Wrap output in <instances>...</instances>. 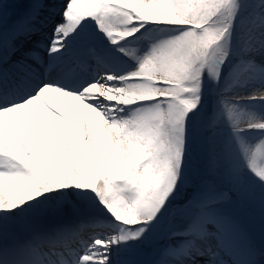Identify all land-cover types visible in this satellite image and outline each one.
Instances as JSON below:
<instances>
[{
    "label": "snow or ice",
    "instance_id": "1",
    "mask_svg": "<svg viewBox=\"0 0 264 264\" xmlns=\"http://www.w3.org/2000/svg\"><path fill=\"white\" fill-rule=\"evenodd\" d=\"M28 4L11 13L0 4V211L13 212L72 188L89 194L110 217L97 220L107 231L78 250L68 242L71 229L63 230L42 255L58 257L56 264H111L113 246L147 232L177 190L189 115L200 106L205 72L220 80L237 3L65 0L64 23H55L49 37L35 41L44 24L45 0ZM92 22L113 45L149 25L172 26L178 34L153 43L129 73L69 83L47 78L56 67L52 58L67 50L73 33ZM37 49L50 57L43 73L34 66L45 63ZM88 54L96 58L92 49ZM49 93L68 98L72 112ZM249 99L264 100V92ZM239 101L221 97L218 104L224 106L221 114L227 113L247 168L264 182V135L254 144L242 139L246 131L264 133V117L238 114ZM218 167L214 162L202 189L173 209L170 224L178 212L187 222L182 230H171L168 239H184L164 248L158 264H183L184 258L200 264L197 257L214 264L218 253L213 241L218 242L228 222L217 206L229 198L216 183Z\"/></svg>",
    "mask_w": 264,
    "mask_h": 264
},
{
    "label": "bare ground",
    "instance_id": "2",
    "mask_svg": "<svg viewBox=\"0 0 264 264\" xmlns=\"http://www.w3.org/2000/svg\"><path fill=\"white\" fill-rule=\"evenodd\" d=\"M4 0H0V4L3 5ZM56 0H45L44 7L42 9V16L44 24L41 26V30L48 26L51 22L55 21L57 17L54 16L53 10L58 6V3H54ZM4 6V5H3ZM28 0L26 7H28ZM7 7V6H6ZM6 13L7 10L3 7ZM256 13L246 23L240 35V46L237 50V61L233 66L229 75L225 79V87L228 83H232L231 88L224 89L225 97L228 94L238 93L241 89H245L244 95L246 96L248 112L247 116L262 117L261 114L256 112V107H264V100L261 99H249V97L264 92V0H257L255 6ZM62 18V17H60ZM93 36L80 37L76 35L68 40L67 50L62 54H58L56 59V67L52 69V72L47 78H59L62 83H69L71 81H77L82 78H92L98 75V71L103 70L111 71L114 74L123 75L131 72L137 68L134 64L132 55L127 54L131 52L127 49L125 56L121 57L119 54H111L116 49V45L107 44L108 39L103 33L97 31L96 27L89 28L86 33H92ZM51 35V30L46 34ZM45 36H39L37 40L46 39ZM137 38V35L122 40L121 45H126L127 42L133 41ZM89 39V40H88ZM36 40V39H35ZM88 40V41H87ZM103 41V42H102ZM32 45V44H31ZM30 45V46H31ZM151 43H148L146 48L151 47ZM251 45V50L246 51V48ZM140 47V45H138ZM88 49H92L95 53H101V55H108L105 60L97 62L96 68L93 67L92 56L88 54ZM32 50V46L29 47ZM41 51L45 59L43 66L34 65L41 73V67H47L49 62V55L46 50L37 49ZM19 58V57H17ZM257 58V59H256ZM98 59V58H97ZM91 62V67H88V72L85 73V68L81 67L77 69L81 63L85 64L87 61ZM31 62V61H30ZM254 65H251L253 64ZM259 63V64H255ZM90 66V65H89ZM253 66V67H252ZM83 68V69H82ZM92 68V69H90ZM103 69V70H102ZM92 70V71H91ZM97 70V72L95 71ZM225 72L221 68V76L225 77ZM220 76V77H221ZM241 81V82H239ZM54 98L56 103L61 104L68 112H72L71 101L68 98L60 97L57 93L47 94ZM206 109H209V105L203 106V114L206 113ZM202 117V116H201ZM201 119H199L195 125V140L197 149H200L202 145ZM250 136L254 135L260 138L264 133H260L256 130L246 131ZM72 192H69V191ZM60 191L59 193L47 194V197L41 196L38 200L27 202L24 206L16 209L13 212L0 211V264H41L43 245L54 242L58 239L63 230L71 229L73 235L69 237V243L74 248L82 249L83 244L86 243L90 237L95 235L104 234L106 227L97 220L110 221V218L102 213L101 209L94 204H98L94 198L89 195L80 192L74 188ZM69 197H76L83 194L88 200L78 198L79 205L74 209H70V206H66L65 202ZM77 194V195H74ZM64 195V196H63ZM55 197H59L57 203L54 204ZM53 203V204H52ZM17 220V227L21 229L20 234L24 233L33 242L27 244L24 240L18 239L13 232L14 223L11 220ZM8 227L11 229L8 230ZM258 234L253 228L247 227L246 231L243 227L237 225H231L226 223L219 235L218 242L213 241L214 250L220 252L216 256L214 264H264V247L255 242H248V236L256 237ZM184 239L183 237H177L174 240L167 241L166 245L171 243L175 245L176 242ZM127 248V242H123L118 245H114L111 250V263L112 264H138L133 251H125L123 259L120 257H114L113 251L119 246ZM124 249V250H125ZM48 252V248H45L43 253ZM39 253V254H37ZM160 258V257H159ZM199 262L205 263L207 257L198 258ZM159 259L155 264H158ZM44 264V263H43ZM47 264V263H45ZM48 264H56L48 263ZM183 264H191L188 258H184Z\"/></svg>",
    "mask_w": 264,
    "mask_h": 264
},
{
    "label": "rangeland",
    "instance_id": "3",
    "mask_svg": "<svg viewBox=\"0 0 264 264\" xmlns=\"http://www.w3.org/2000/svg\"><path fill=\"white\" fill-rule=\"evenodd\" d=\"M26 3L27 0H4L3 7L6 8L8 13H11L14 9L26 7ZM54 3H58V6L55 9L50 8L53 10V14L57 19L44 27L40 34L34 36V41L39 36L49 33L55 23H64V18L61 13L65 0H56ZM236 3L237 10L230 29L229 55L225 63L221 66L222 70L226 71L225 77L221 76L220 80L216 81L211 79L207 72L204 74L200 106L194 113L189 115L187 122L183 145V161L180 168L179 181L176 185L177 190L169 198L170 203L165 206V210L161 216L149 226L148 231L138 239L127 240L128 246L126 249L121 245L119 248H116L113 251L114 257L117 256L123 259L126 256L124 255L125 251L128 252L129 250L131 252L133 251L138 264H155L163 249L167 247L166 242L170 241L168 239V233L171 230H182L187 222V217L178 212L170 224L169 220L173 209L182 207L194 192L202 189L203 181L207 178L209 168L214 162L219 165L217 168L216 183L221 190L228 191L229 193V198L217 206L220 214L227 218V223L243 227L245 231L247 227L253 228L258 235L256 237L248 236V242L256 241L257 244L264 247V182L260 181L247 168L242 158L240 145L232 133L227 113L225 111V114H221L224 106L218 104V99L221 97L233 101L240 100L237 105L238 114L247 116L248 99L244 95L245 89H241L238 93L228 94L229 96L225 97L224 88L226 76L229 75L228 73L231 72L237 61L236 54L240 46L242 30L249 19L256 13L255 6L257 0H236ZM91 27L95 28L94 22L83 26L75 33L81 38H88L93 36L90 34L95 32L86 33V30ZM176 34H178V31L172 26L149 25L145 29H142L140 33L136 34L137 38L135 40L128 41L126 45H121L123 41H120L116 46L114 45L116 49L111 54L116 53L124 57L126 51L122 52L120 49H130L131 52L127 54L130 53L129 55H132L133 59H135L133 64L138 67V60L150 50V48H146L148 43L153 44ZM74 36L76 35H71L69 39ZM107 42V44H110L109 40ZM31 44L32 42L28 43L26 50H29ZM107 56L106 54L101 55V53H96V58H99L100 61L105 60ZM91 60L94 61L95 58ZM251 65H254V62ZM77 69H80V67ZM103 73L113 72L101 71L99 74ZM205 104H209V109H206V113L203 114V106ZM256 112L264 117L263 106L256 107ZM217 114H220L218 122L212 125V119ZM199 119H201L200 133L202 134V145L198 150L195 140V125ZM242 139L244 142L254 144L259 138L254 135L250 136L249 133L245 132L242 134ZM63 191L67 192L66 190ZM69 192L72 191L70 190ZM65 196H68V194ZM78 198L88 200L83 194L77 195L74 198L68 196L65 201L67 203L66 206H70V209L75 210V207L79 205ZM58 199L59 197H55L54 204H52L55 205ZM94 205L104 213L101 206L98 204ZM13 219H10L11 223ZM11 227H13L14 234H17V226H13L12 224ZM11 227L8 228L11 229ZM217 253L220 254V252ZM111 257L112 255L110 254ZM45 260L48 261L49 258ZM200 264L205 263L200 262Z\"/></svg>",
    "mask_w": 264,
    "mask_h": 264
}]
</instances>
